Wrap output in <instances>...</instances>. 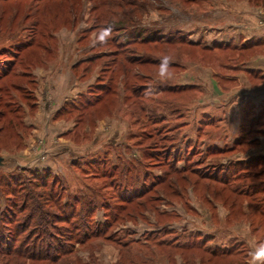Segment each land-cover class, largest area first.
<instances>
[{
	"label": "rangeland",
	"instance_id": "rangeland-1",
	"mask_svg": "<svg viewBox=\"0 0 264 264\" xmlns=\"http://www.w3.org/2000/svg\"><path fill=\"white\" fill-rule=\"evenodd\" d=\"M244 2L264 8L0 0V235L22 228L30 193L78 199L66 210L76 221L97 207L99 234L75 244L56 224L71 251L29 264H264V111L233 78L264 42L240 52ZM257 10L243 24L262 26ZM36 172L50 174L45 188L30 183Z\"/></svg>",
	"mask_w": 264,
	"mask_h": 264
},
{
	"label": "trees",
	"instance_id": "trees-1",
	"mask_svg": "<svg viewBox=\"0 0 264 264\" xmlns=\"http://www.w3.org/2000/svg\"><path fill=\"white\" fill-rule=\"evenodd\" d=\"M109 92L110 91L107 90L105 94ZM102 97V95L98 96L97 99H94V101H97L100 104ZM32 176H34L35 179H37L38 181H31V184L35 185V187L38 186L45 188L50 174L48 172H41L40 174L36 172ZM14 181H16L17 183L20 182L19 180ZM54 192V189L51 190L50 203H42L41 199L43 198V195L41 194L38 195L35 193H30L26 195L27 200L21 206L19 211V213H25L24 217L20 219V221H22L24 225L22 226V228H20V225L17 224L16 229L14 231L8 230L9 236L0 235V264H29V262L31 261L55 262V260H58L57 258H60L63 254L67 252H70L71 247H73L71 243L69 245H65L70 246L67 250L62 247V245L65 243L60 245V241H62L63 239L56 235L58 233H54L56 224L66 225L67 228H71L73 230L72 232L74 234L72 238L68 237L67 240L72 239L75 244L83 243L85 241V238H87L89 235L99 234L98 231L91 232L92 223H90V217L91 211L97 208L95 204L90 203L87 204L88 206L83 205L87 206V208L89 209H85L82 206L83 210L81 214L83 216L81 215L79 221H76L75 218L79 216L80 212L74 211V213L69 214L66 210L75 209V206H77L79 203L77 202L78 199L76 200V202H69L68 200L66 202H62V193H59L58 191L56 193ZM43 204H48L47 207L50 206L51 211L49 212L46 210V212H43ZM12 215L13 221L3 223V225H11L15 223V218L17 217V215L16 217L14 213ZM33 220L36 221V224H34L33 229L31 231L27 232V230L31 227V222H33ZM93 232L94 234H92ZM12 233H14V235H12ZM26 233L28 234L26 235ZM57 240L58 245L56 246L53 243ZM174 247H179V243H177ZM53 250H56V253L51 254V251Z\"/></svg>",
	"mask_w": 264,
	"mask_h": 264
},
{
	"label": "crops",
	"instance_id": "crops-1",
	"mask_svg": "<svg viewBox=\"0 0 264 264\" xmlns=\"http://www.w3.org/2000/svg\"><path fill=\"white\" fill-rule=\"evenodd\" d=\"M244 4L247 6L248 9L252 10V13L253 12L256 13V11H258L257 9L264 11V8L252 7L253 8L252 9L251 7L249 8L250 5L248 3L244 2ZM247 8H242V10H245V14L242 13V16L240 17L241 23L235 25V29H234L235 34H237L236 36H239L238 37L239 42L242 40V43H240L239 45V48H241L240 52H248L250 49L246 48L245 46H248L249 44H250L249 46L252 47L251 49L259 47V44H261L259 42H262L260 41V39H263L264 42V24H261L262 26H260L258 24V21H255L254 18H251L252 23L249 24V26L243 24L242 22L243 19L249 20L247 17L248 12L246 11ZM234 38L235 37H233V39ZM236 47H238V43ZM236 74L237 76L234 75L235 77L233 76V78L236 80L235 83L238 85L240 91H242V88H240V86L242 87V83L245 82L247 85L245 86V88L248 87L250 89L247 91V93L251 94L249 99L252 100L251 101L252 107L258 112H263L264 111V54L262 55L253 54L250 57V59L247 61L246 67H242V71H238ZM249 75L251 79L254 80V82L252 80L251 82L249 81ZM256 75H260V77ZM255 80L258 82H255ZM237 81L239 82L237 83ZM66 102H67L66 99L63 100L62 107L65 105ZM259 145L260 147L256 150L257 153L255 155L261 154L257 156H263L264 155L263 137L260 138ZM252 259L259 261L260 260L259 254L258 257H256L255 254L252 255Z\"/></svg>",
	"mask_w": 264,
	"mask_h": 264
},
{
	"label": "water",
	"instance_id": "water-1",
	"mask_svg": "<svg viewBox=\"0 0 264 264\" xmlns=\"http://www.w3.org/2000/svg\"><path fill=\"white\" fill-rule=\"evenodd\" d=\"M3 159L0 157V166H2L3 165Z\"/></svg>",
	"mask_w": 264,
	"mask_h": 264
}]
</instances>
